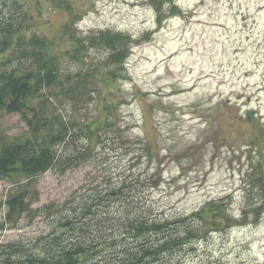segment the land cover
I'll return each instance as SVG.
<instances>
[{
    "label": "rangeland",
    "instance_id": "rangeland-1",
    "mask_svg": "<svg viewBox=\"0 0 264 264\" xmlns=\"http://www.w3.org/2000/svg\"><path fill=\"white\" fill-rule=\"evenodd\" d=\"M17 3L29 18V30L45 37L53 53L69 49L61 31L72 22L81 36L108 30L135 41L127 45L120 78L100 85L101 94L113 102L112 126L97 132L92 152L84 140L76 144L87 151L79 167L37 178L33 208L62 204L87 186L115 184L130 174L157 184L145 195L166 215L189 214L221 200L228 215L242 223V210L260 197L251 182L259 172L264 175V0ZM58 5L65 11L53 8ZM158 5L166 18L160 26ZM106 53L89 50L86 64L66 60L63 71L95 67ZM47 96L64 121L72 118L66 101ZM87 106L79 117L93 120L99 101ZM26 130L19 114L0 118L1 137L17 138ZM9 187L0 181V204ZM41 231L42 220L25 215L0 234V242ZM191 246L181 254L182 264H264V210L257 221L250 217L248 224L211 233Z\"/></svg>",
    "mask_w": 264,
    "mask_h": 264
},
{
    "label": "trees",
    "instance_id": "trees-1",
    "mask_svg": "<svg viewBox=\"0 0 264 264\" xmlns=\"http://www.w3.org/2000/svg\"><path fill=\"white\" fill-rule=\"evenodd\" d=\"M9 3L0 0V118L19 114L27 130L17 138L0 136V181L10 185L0 204V234L14 229L25 215L40 218L44 231L32 238L0 242V264H182L181 254L189 252L193 243L248 224L250 217L261 218L262 171L251 182L260 197L242 210V223L228 215L221 200L189 214L166 215L145 195L157 184L150 177L130 174L115 184L87 186L62 204L33 208L38 200L37 178L47 171L61 174L79 167L87 151L76 144L84 140L92 152L99 140L97 132L112 126L113 102L101 94L100 85L109 86L120 78L129 56L127 45L135 41L108 30L81 36L72 22L61 31L69 49L53 53L45 37L29 30L20 3ZM50 3L55 5L56 0ZM172 7L174 12L177 6ZM53 8L65 11L61 5ZM160 9L156 6L159 26L166 19ZM100 48L107 53L95 67L63 71L66 60L83 66L89 61L88 51ZM47 94L66 101L72 118L64 121ZM95 99L99 113L93 120L80 118Z\"/></svg>",
    "mask_w": 264,
    "mask_h": 264
},
{
    "label": "water",
    "instance_id": "water-1",
    "mask_svg": "<svg viewBox=\"0 0 264 264\" xmlns=\"http://www.w3.org/2000/svg\"><path fill=\"white\" fill-rule=\"evenodd\" d=\"M252 114H253V113H251V112H248V113H247V116H246V117H247L248 120L251 119Z\"/></svg>",
    "mask_w": 264,
    "mask_h": 264
}]
</instances>
